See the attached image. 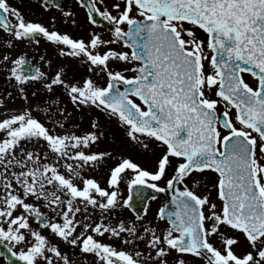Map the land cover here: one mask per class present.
<instances>
[{"label":"snow or ice","instance_id":"6c2138e0","mask_svg":"<svg viewBox=\"0 0 264 264\" xmlns=\"http://www.w3.org/2000/svg\"><path fill=\"white\" fill-rule=\"evenodd\" d=\"M76 3L93 26L87 39L61 33L55 16L46 26L0 0V71L16 93L0 94V108L24 102L0 119V256L6 264H264V0ZM40 6L76 24L57 0ZM41 40L92 75L66 79V67L44 55L47 71L27 53L11 55L17 43ZM30 84L40 86L31 97L47 94L36 107L51 127L33 115ZM58 89L88 117L82 134L66 128L71 113ZM112 123L151 156L150 168L93 150ZM105 168L106 186L85 174ZM209 173L215 197L199 190ZM143 189L151 200L163 194L159 223L146 222L147 204L133 220L108 221L131 207L134 190L143 200Z\"/></svg>","mask_w":264,"mask_h":264},{"label":"rangeland","instance_id":"374dc122","mask_svg":"<svg viewBox=\"0 0 264 264\" xmlns=\"http://www.w3.org/2000/svg\"><path fill=\"white\" fill-rule=\"evenodd\" d=\"M9 4L12 6L17 7L20 11L23 13L26 10H33L34 13L37 11L44 12L49 16L50 11H44V9L40 6V0H8ZM64 10H69L72 11L75 15L72 17V19L76 20V24L73 25L70 20L67 22L65 19L62 17L60 14L59 16H55L57 19H60V23L55 25L56 29H61L63 32H66L70 34L72 37L75 38H80L83 37L85 39L88 38V33L91 31V27L87 23V17L85 15V12L83 11L82 8L78 6L76 3V0H64ZM52 14H50L49 17V24L50 26L51 23V18ZM90 29V30H89ZM93 30V27H92ZM95 31H101L97 30V28L94 29ZM102 32V31H101ZM105 33V36H107L106 31H103ZM201 36H203V33H200ZM44 40H41V42ZM46 52V59L51 60L52 62V67L56 68L58 66H65L68 76L66 79H73V80H78L83 78L86 75H92L87 72V68L85 66H82L78 61L72 59V58H62L58 55V51L54 45H49L45 48ZM46 68V71L48 70L47 66L44 65ZM94 79H98L95 75H93ZM245 78L251 83L252 78L249 75L245 74ZM98 82H103L98 79ZM13 91V89L9 88L7 86V83L5 81L4 77V72L0 71V94L5 93V91ZM29 90V99L31 101V105L33 108V115L36 116L38 119H40L42 122L46 123L49 127H51V123L49 122L47 118V114L44 111V106L41 105L40 109L37 110V105L41 103V101L47 99V94L44 93L41 96H38L33 98L31 97L30 93V87L28 88ZM59 93V100L61 102V106L65 107L71 115L69 116L68 120L66 121V128L73 129L77 131L78 133L82 134L85 130H88L89 128V123H88V117L85 115L83 119H81L82 114L75 111L73 109V106L71 105L70 101L68 98L63 95L62 90H57ZM13 95L15 96L16 93L13 91ZM50 102V101H49ZM24 107V102L20 100L18 97L12 101H8V109L0 108V119H3L5 117V113L8 110H14V109H22ZM53 113H55V107L51 109ZM58 119H62V117H59L57 114ZM101 123L104 124L105 120L103 116H101ZM76 125H80V127L77 129ZM115 140V142H114ZM94 151H102V150H111L113 153H123L125 156H130L135 162L140 163L143 167H151L152 166V158L150 155H146L145 153L131 147L128 145L123 137L121 132L117 129L115 123L108 124L107 125V138L102 140L98 146H95L93 148ZM113 162L109 161V164L111 165ZM107 168L105 169H100L96 170L94 172H89L85 173L86 175H92L95 179L100 181L102 186H106L105 180H106V175H107ZM215 179V174L209 173L208 175L201 177V186H200V191L203 192L205 190V187L208 189L212 190L213 197H215V190L212 189V181ZM121 192V198H125V187L121 185L120 188ZM92 213V216L94 219L99 218V212L98 210H90ZM121 219L125 220V214L124 212L122 214H119L115 217L108 218V221L112 223H117ZM106 221V222H108ZM35 226V222H34ZM47 234V233H45ZM109 243H112L115 246H119V241L116 240H110L108 241ZM63 247V246H62ZM67 251V249H65ZM78 252V249L76 250ZM93 258L91 256L88 257V260L91 261ZM0 264H6L4 260H0Z\"/></svg>","mask_w":264,"mask_h":264},{"label":"flooded vegetation","instance_id":"af4514ba","mask_svg":"<svg viewBox=\"0 0 264 264\" xmlns=\"http://www.w3.org/2000/svg\"><path fill=\"white\" fill-rule=\"evenodd\" d=\"M50 14H52V16H59L61 14V12L59 10L55 9V8H52L50 10V12H49V16L47 14H45L44 12H41V11H37V12L34 13L33 10L32 11L31 10H29V11L26 10L23 13V15H24L26 20L39 21V22L45 24L46 26H48V24H49ZM58 23H60V19L56 18V25ZM92 27L93 26H91V31H92ZM96 28H97V30H101L102 32L106 31V29H100L98 27H96ZM59 31L61 33H65L61 29H59ZM73 38H75V37H73ZM105 38H107V36H105ZM5 39H6V34L0 32V53H3V52H5L7 50L5 48V45H4ZM49 45H52V44L47 43L45 41H42L41 45L38 48L37 47H33V46H29V45H27L26 42L25 43H17L16 46L13 49L10 50V52H11V55L13 57H16V56H18V55H20L22 53H27V58L33 65L41 66L42 70H46V68L43 65V62H41L39 60V57H40V55L46 56L45 48L47 46H49ZM29 87H30V90L33 91V90L38 89L40 86L39 85L30 84ZM43 94H44V92H39L38 96H41ZM122 186L125 187V191H126V194H125L126 197L125 198H127L128 189H127L126 185H122ZM162 201H163V199H160V198H158L157 200L148 201L147 205H149V212H148V216L146 217V222L147 221H153L155 213H156L158 207L160 206V204L162 203ZM123 212L125 214V220L126 221L135 219L134 214L132 212H130L129 208L117 209L112 214H110L108 216V218L115 217V216L118 215V213L122 214ZM90 214L92 215L91 212H90ZM140 214L143 215V210H142L141 204H140ZM153 222L154 223H159V222H155V221H153ZM160 226L163 227L164 225L162 223H160ZM141 247H143V245H141ZM1 259L5 261V259L2 256H0V260ZM196 264H201V262L197 261Z\"/></svg>","mask_w":264,"mask_h":264},{"label":"water","instance_id":"95a60500","mask_svg":"<svg viewBox=\"0 0 264 264\" xmlns=\"http://www.w3.org/2000/svg\"><path fill=\"white\" fill-rule=\"evenodd\" d=\"M57 2L60 3L61 5H63V0H57ZM97 19L100 20L99 17H97ZM101 23H103V21H101ZM136 191L137 190H134L131 194L132 199L130 201V205H131L130 209L135 214H137V213L140 214V204H141V207H143L146 204V202L150 199V197L152 195H154V193L150 189H143V196L145 198L143 200H141V199L137 198ZM159 196H161V194ZM0 250H2V249H0Z\"/></svg>","mask_w":264,"mask_h":264}]
</instances>
